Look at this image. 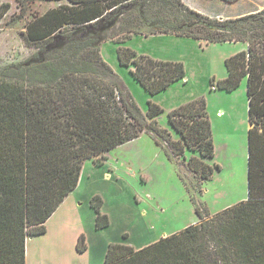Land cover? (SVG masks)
Returning <instances> with one entry per match:
<instances>
[{
    "label": "trees",
    "instance_id": "trees-1",
    "mask_svg": "<svg viewBox=\"0 0 264 264\" xmlns=\"http://www.w3.org/2000/svg\"><path fill=\"white\" fill-rule=\"evenodd\" d=\"M18 1L24 13L43 0ZM10 7L0 3V22ZM117 17L124 29L117 43L132 32L187 36L207 44L247 43L246 50L225 59L227 76L211 83L232 91L246 77L247 198L143 248L109 244L104 264H264V8L224 18L203 14L182 0L63 4L32 15L24 40L28 47L40 48L41 43L55 42L61 34L86 30L106 18L111 25ZM85 30L62 42L55 57L16 66L0 77V264H25L27 240L45 233V222L77 187L86 160L100 164L96 159L104 152L143 131L161 136L174 155H182L186 147L202 158L213 157L203 97L168 112L169 123L180 135L172 140L156 123L161 108L148 101L146 116L139 113L124 81L101 57L97 39ZM116 53L150 95L185 76L182 62L139 55L123 45ZM187 165L202 179L212 173V167L196 156ZM89 204L95 227L108 226L102 198L94 195ZM75 246L77 251L86 249L82 234Z\"/></svg>",
    "mask_w": 264,
    "mask_h": 264
},
{
    "label": "rangeland",
    "instance_id": "rangeland-1",
    "mask_svg": "<svg viewBox=\"0 0 264 264\" xmlns=\"http://www.w3.org/2000/svg\"><path fill=\"white\" fill-rule=\"evenodd\" d=\"M2 2L10 3L11 7L0 22V77L16 66L55 57L62 42L85 30L61 34L55 42L41 43L40 48L37 44L28 47L23 35L27 21L32 15L56 5L57 0H51L49 4L36 1L24 13H21L18 0H0ZM196 5L207 9L198 0ZM216 7L210 6L206 12L234 13L243 5ZM111 23L107 25L106 18L87 28L85 33L97 39L101 57L124 81L139 113L146 116L148 101L157 104L162 110L155 117L157 125L177 141L180 135L169 123L168 112L203 97L211 126L213 157L202 158L197 151L186 147L182 155H174L161 136L147 129L137 138L104 152L96 159V162L101 161L100 164L86 160L81 170V183L61 203L65 202L68 207L75 201L76 208L64 213L62 208L59 209L60 204L45 222V233L27 240L25 264H104L109 244L140 249L197 224L205 214L208 218L247 198L250 125L246 77L232 91L211 84L227 76L225 59L246 50L247 43L207 44L187 36L134 32L117 43L115 38L124 31L121 18L117 17ZM119 45L139 55L182 62L185 76L167 89L150 95L133 78L130 67L119 63L116 53ZM192 156L212 167L209 177L199 178L189 168L187 161ZM93 195L102 198V212L109 219V225L101 229L95 227L94 209L89 204ZM78 230L87 244L83 251H77L75 246L80 235L75 234Z\"/></svg>",
    "mask_w": 264,
    "mask_h": 264
},
{
    "label": "crops",
    "instance_id": "crops-1",
    "mask_svg": "<svg viewBox=\"0 0 264 264\" xmlns=\"http://www.w3.org/2000/svg\"><path fill=\"white\" fill-rule=\"evenodd\" d=\"M43 1L47 2L49 4V1H51V0H43ZM88 1L89 2H96V1H99V0H57V4L56 5L50 6L48 8L57 7V6H60V5H63V4L72 5V4H78V3H82V2H88ZM182 1L187 6L193 8V9H196L197 11H200V12L202 11L201 13L206 14V15L211 16V17H224V18L238 17V16H242V15H245V14L256 12V11L261 10V9L264 8V0H235L233 2H227V1H224V0H198L203 5H206L207 9L210 6H213V7L217 6L216 8H218V7L226 8L227 6L230 7V6L243 5V7L240 10H238L237 12L228 13V14H221L220 12H216V13L206 12L207 9L205 10V9H201V8L197 7V5H196L197 0H182ZM244 4H246V6ZM47 9H45V11ZM105 174H107V172ZM79 183H81V178L79 180ZM79 183H78V185H79ZM78 185H77V187H78ZM73 205H74V207H73ZM75 206H76L75 205V201H74V203L70 204L68 207H66L65 202H64L63 204L60 205L59 209L62 208V210H64V213H66L69 210H71L72 208L75 209L76 208ZM94 220H95V213H94ZM75 234H76V236H78L80 234V231L79 230L76 231ZM72 241H73L72 242V245H73L75 240L73 239ZM78 253L79 252H77L76 254H78ZM80 264H92V263H80Z\"/></svg>",
    "mask_w": 264,
    "mask_h": 264
},
{
    "label": "water",
    "instance_id": "water-1",
    "mask_svg": "<svg viewBox=\"0 0 264 264\" xmlns=\"http://www.w3.org/2000/svg\"><path fill=\"white\" fill-rule=\"evenodd\" d=\"M31 239V238H30Z\"/></svg>",
    "mask_w": 264,
    "mask_h": 264
}]
</instances>
